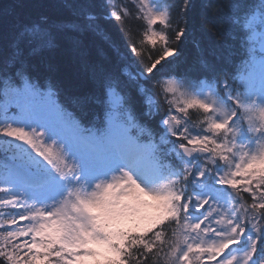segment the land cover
Returning a JSON list of instances; mask_svg holds the SVG:
<instances>
[{"label": "snow or ice", "instance_id": "obj_1", "mask_svg": "<svg viewBox=\"0 0 264 264\" xmlns=\"http://www.w3.org/2000/svg\"><path fill=\"white\" fill-rule=\"evenodd\" d=\"M0 16V264H264V0H17ZM64 45L90 84L65 94L72 111L51 63Z\"/></svg>", "mask_w": 264, "mask_h": 264}, {"label": "trees", "instance_id": "obj_2", "mask_svg": "<svg viewBox=\"0 0 264 264\" xmlns=\"http://www.w3.org/2000/svg\"><path fill=\"white\" fill-rule=\"evenodd\" d=\"M17 0H0V12L4 11L5 9L11 10V6L15 4ZM24 3H37V4H47L50 2V0H23ZM195 2L198 4L199 0H195ZM31 15L35 16L36 14L40 12H49L53 13V10L39 7L30 9ZM13 22L12 16H0V34L7 33L10 30L11 23ZM190 24L194 26V33L196 38L200 37V29L201 26L204 24V21L199 15V9H196L191 17H190ZM141 26L140 22L133 21L132 22V28H131V34L132 37H136L139 35L138 27ZM108 30L110 33L114 36V38L123 46L125 40H127L129 37L125 35V32H122L120 30V26L117 22H113L112 24L108 25ZM85 44L89 48V53L92 59H99L100 53L98 49L104 48L105 45L103 44V41L92 37L90 35L85 36L84 38ZM223 39V38H221ZM205 48H207V42H205ZM66 45L63 46L62 50L58 51L55 55L51 57V63L53 64L55 71L53 73V78L57 81H59L62 85V87L65 89L64 92L60 95V101L61 103L65 104L69 111H72L70 105L67 104V101L65 100V94L66 93H80L83 91L88 90L90 87L89 82L86 80V78L81 77L80 79H73L70 75L69 67L71 63V56L70 54L65 51ZM179 48L182 51V57L181 62L177 66L178 72H183L185 68L189 67L190 65H193L198 52L196 48L194 47L192 43V38L188 37L183 40L182 43L179 44ZM236 63L238 64L239 61L237 60ZM230 71L235 72V68H230ZM195 75V73H193ZM166 111V107H161V116ZM160 119V117H157V122Z\"/></svg>", "mask_w": 264, "mask_h": 264}]
</instances>
